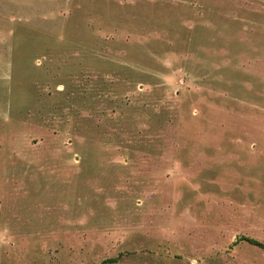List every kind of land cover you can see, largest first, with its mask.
Returning <instances> with one entry per match:
<instances>
[{"label":"rangeland","instance_id":"rangeland-1","mask_svg":"<svg viewBox=\"0 0 264 264\" xmlns=\"http://www.w3.org/2000/svg\"><path fill=\"white\" fill-rule=\"evenodd\" d=\"M244 237L264 0H0V264H264Z\"/></svg>","mask_w":264,"mask_h":264},{"label":"trees","instance_id":"trees-1","mask_svg":"<svg viewBox=\"0 0 264 264\" xmlns=\"http://www.w3.org/2000/svg\"><path fill=\"white\" fill-rule=\"evenodd\" d=\"M243 240L246 241V242H248V243H250V244H252V245H255L257 247H260V248H263L264 249V244L261 243V242H259L256 239L248 238V237H244V238L240 239V241H243ZM117 261H118V258H114V259L108 260L107 262L114 263V262H117Z\"/></svg>","mask_w":264,"mask_h":264}]
</instances>
